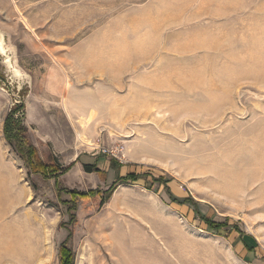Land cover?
<instances>
[{
  "label": "rangeland",
  "instance_id": "374dc122",
  "mask_svg": "<svg viewBox=\"0 0 264 264\" xmlns=\"http://www.w3.org/2000/svg\"><path fill=\"white\" fill-rule=\"evenodd\" d=\"M0 162V264H264V0H0Z\"/></svg>",
  "mask_w": 264,
  "mask_h": 264
},
{
  "label": "trees",
  "instance_id": "16d2710c",
  "mask_svg": "<svg viewBox=\"0 0 264 264\" xmlns=\"http://www.w3.org/2000/svg\"><path fill=\"white\" fill-rule=\"evenodd\" d=\"M23 104L24 103L22 100L18 103H15L13 107H11L8 114L6 115L4 122H3L4 138L6 139L8 144L10 145L15 144L16 152L25 161L27 168L29 169V172L36 173V174H46L44 173L43 169H47L49 173L48 175L46 174L45 176L56 179L57 176L54 175V173L64 174L66 171H68L72 167L73 162L65 166L57 165L55 163L54 165L49 166L45 163H42V160L37 157L35 147L29 143L26 136L24 135L26 132V127L22 124L21 118H20L21 116L19 115V114L22 115V110L24 108ZM83 169L85 170V172L99 171L92 164H83ZM136 179H137V176L135 173H128L124 178H121L120 180L121 182H126L127 180L134 181ZM155 181L158 182V181H161V179H156ZM115 184L116 183L109 186V188H107L104 192L109 194L114 189ZM68 192L71 195H74V196L78 195L81 198H86L89 195L94 194L96 190H88L87 192H75V191H68ZM190 201L192 202V204H195L193 203L194 202L193 200L190 199ZM73 218L74 216L71 214L70 215L71 221ZM204 220L207 224H210L212 227H215V228H221L223 226L221 224L214 225L213 223L209 222L206 218ZM69 236L70 234H68L67 238ZM249 237L254 241V239L251 236ZM243 238L244 236L241 233L240 240L242 241ZM62 246L63 245L61 244L60 252H59L60 254L59 264H68V261L70 262L71 255L67 249H65L66 252L64 253L63 251L65 250L63 249L64 247Z\"/></svg>",
  "mask_w": 264,
  "mask_h": 264
},
{
  "label": "crops",
  "instance_id": "0c3cea01",
  "mask_svg": "<svg viewBox=\"0 0 264 264\" xmlns=\"http://www.w3.org/2000/svg\"><path fill=\"white\" fill-rule=\"evenodd\" d=\"M109 162V164L112 166V167H114V165H115V162H116V160H114V159H112V158H110V157H107V159H99L97 162H95V163H82V165L83 164H94V166H95V168H97L99 171H102V164L104 163V162ZM74 162H77V161H74ZM74 165V164H73ZM72 165V166H73ZM85 173H87V174H90V173H92V172H85ZM96 173H99V172H96Z\"/></svg>",
  "mask_w": 264,
  "mask_h": 264
},
{
  "label": "built area",
  "instance_id": "2783aa9c",
  "mask_svg": "<svg viewBox=\"0 0 264 264\" xmlns=\"http://www.w3.org/2000/svg\"><path fill=\"white\" fill-rule=\"evenodd\" d=\"M103 153H106L107 156L116 158L119 162H122V155H118L117 153H114L113 151H109L108 149H101Z\"/></svg>",
  "mask_w": 264,
  "mask_h": 264
},
{
  "label": "bare ground",
  "instance_id": "6f19581e",
  "mask_svg": "<svg viewBox=\"0 0 264 264\" xmlns=\"http://www.w3.org/2000/svg\"><path fill=\"white\" fill-rule=\"evenodd\" d=\"M139 157V156H138ZM145 157V156H144ZM143 156H142V158H144ZM134 158V157H133ZM141 158V157H140ZM146 160H150L149 158H147ZM141 161V160H140ZM146 162V161H145ZM151 162V161H150ZM155 162V161H154ZM153 162V163H154ZM1 163V162H0ZM0 166H1V164H0ZM1 168V167H0ZM3 170V169H2ZM1 173H2V171H1ZM3 174V173H2ZM2 174H1V176H2ZM0 178H2V177H0ZM1 180V179H0ZM3 181H4V179H2ZM0 185H1V182H0ZM3 185H4V182L2 183V187H3ZM6 186V185H5ZM1 187V186H0ZM4 188V187H3ZM2 188V189H3ZM7 190V189H6ZM10 194V193H9ZM12 198V197H11ZM9 200V199H8ZM12 244V243H11ZM13 245V244H12ZM12 245H10V246H12ZM9 246V245H8ZM114 259V258H113ZM119 259V258H118ZM120 260V259H119ZM130 263V262H129Z\"/></svg>",
  "mask_w": 264,
  "mask_h": 264
}]
</instances>
